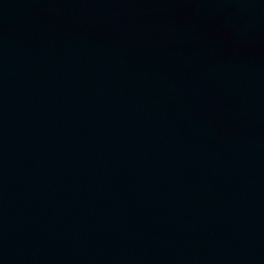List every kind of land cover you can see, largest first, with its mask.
Masks as SVG:
<instances>
[{
	"label": "water",
	"instance_id": "95a60500",
	"mask_svg": "<svg viewBox=\"0 0 264 264\" xmlns=\"http://www.w3.org/2000/svg\"><path fill=\"white\" fill-rule=\"evenodd\" d=\"M0 264H264V0H0Z\"/></svg>",
	"mask_w": 264,
	"mask_h": 264
}]
</instances>
